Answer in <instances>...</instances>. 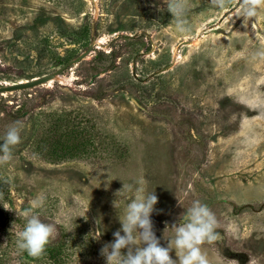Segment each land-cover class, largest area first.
Instances as JSON below:
<instances>
[{"label":"rangeland","instance_id":"rangeland-1","mask_svg":"<svg viewBox=\"0 0 264 264\" xmlns=\"http://www.w3.org/2000/svg\"><path fill=\"white\" fill-rule=\"evenodd\" d=\"M237 7L189 0V31L178 33L165 0H0V85L93 45L48 83L0 93V143L22 126L0 165V242L14 250L0 247V264H107L100 249L130 202L116 193L133 185V196L138 180L158 197L161 246L198 200L222 238L202 246L209 264H264V107L253 106L264 102V60L251 59L264 44V9L243 24ZM37 196L35 214L55 226L48 244L60 240L65 262L17 249Z\"/></svg>","mask_w":264,"mask_h":264},{"label":"clouds","instance_id":"clouds-1","mask_svg":"<svg viewBox=\"0 0 264 264\" xmlns=\"http://www.w3.org/2000/svg\"><path fill=\"white\" fill-rule=\"evenodd\" d=\"M233 0H208L214 9L224 10ZM237 9L234 17H243V24L255 18L259 10L264 9V0H236ZM167 10L171 13L178 33L189 31L186 20L189 11V0H165ZM251 59L264 60V44L252 53ZM256 108L264 107V102L257 100L253 104ZM230 121L235 116L229 117ZM22 126L18 123L8 126L0 143V165H6L11 161L13 149L21 142ZM133 196L127 193L133 192V185H124L118 190L116 196L125 195L130 200L124 211L123 217L118 214L121 228L113 233L114 240L105 243L100 249V254L106 258L107 264H209V260L202 246L205 243L216 244L222 239L217 231L218 221L211 209L200 201H194L185 209L180 217L182 221L178 225L173 223L171 229L174 238L168 240L167 247L161 246L160 239L154 232V224L151 214L155 211L158 197L154 191L148 192L144 180L136 182ZM44 198L37 196L30 201L29 209L23 215L26 221L22 230L16 233V246L19 252H26L33 258L43 255L46 245L50 242L55 232V226L43 222L35 214L42 208ZM114 207L118 205L114 201ZM123 233V234H121ZM101 232L93 238L99 239ZM127 249L126 252H122ZM175 250L177 259L170 255Z\"/></svg>","mask_w":264,"mask_h":264},{"label":"water","instance_id":"water-1","mask_svg":"<svg viewBox=\"0 0 264 264\" xmlns=\"http://www.w3.org/2000/svg\"><path fill=\"white\" fill-rule=\"evenodd\" d=\"M93 45H91L86 51L82 52L80 55H78L76 58H73L63 66L59 67L58 69L44 74L42 76H36L31 79H25L21 80L17 83H10V84H2L0 85V93L5 92H12V91H18V90H24V89H30L45 83H48L49 81L55 79L57 76L61 75L62 72H64L69 66H71L74 63L79 62L80 60L84 59L92 50Z\"/></svg>","mask_w":264,"mask_h":264},{"label":"trees","instance_id":"trees-1","mask_svg":"<svg viewBox=\"0 0 264 264\" xmlns=\"http://www.w3.org/2000/svg\"><path fill=\"white\" fill-rule=\"evenodd\" d=\"M95 98H104L105 94H102L100 96H94ZM58 156H56L57 158H62L61 154H57ZM0 247H2V252H4L7 255V252L9 251V253L14 252L13 248L10 246V244L7 242H0ZM46 253L48 254V256H50V258L52 259V261L57 262V263H62L65 262V249L63 247V245L60 243V240L56 241L55 243H51L46 245L45 247ZM1 252V253H2ZM64 255V256H63Z\"/></svg>","mask_w":264,"mask_h":264}]
</instances>
